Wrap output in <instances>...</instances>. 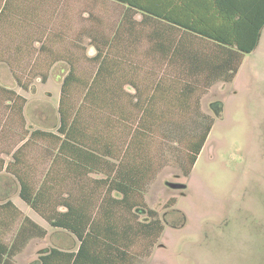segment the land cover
Returning a JSON list of instances; mask_svg holds the SVG:
<instances>
[{
	"label": "trees",
	"instance_id": "trees-1",
	"mask_svg": "<svg viewBox=\"0 0 264 264\" xmlns=\"http://www.w3.org/2000/svg\"><path fill=\"white\" fill-rule=\"evenodd\" d=\"M112 1L124 7L114 32L108 35L98 24L81 30L95 50V74L85 80L65 60L56 123L29 132L27 140L45 141L50 156L42 178L34 179L24 161L27 142L2 166L16 181L21 201L71 241L43 248L28 264H139L157 245L165 222L184 225L173 198L162 215L145 202L156 173L148 142L155 129L164 138L186 142L187 160L181 165L187 176L212 121L192 118L183 125L171 119L173 111L188 108L196 89L231 83L264 28V0ZM11 2L5 0L0 16ZM139 37H145L154 61L172 69L170 74L164 68L155 80L137 75L132 57ZM75 87L84 90L77 104ZM6 91L9 100L21 98ZM2 212L0 229L21 214L9 199L0 203ZM49 235L29 216L21 217L9 242L0 235V264H15L32 239Z\"/></svg>",
	"mask_w": 264,
	"mask_h": 264
},
{
	"label": "rangeland",
	"instance_id": "rangeland-1",
	"mask_svg": "<svg viewBox=\"0 0 264 264\" xmlns=\"http://www.w3.org/2000/svg\"><path fill=\"white\" fill-rule=\"evenodd\" d=\"M4 3L0 0V9ZM123 11L112 0H12L0 16V203L9 199L21 212L0 229V235L9 242L23 216L51 235L32 239L15 256V264H28L38 249L71 241L64 233H54L21 201L16 181L2 166L27 142L22 147L24 161L34 179L42 178L50 156L45 141L27 140L29 132L56 123L65 60L85 80L95 74L97 63L91 58L95 50L81 30L98 24L110 35ZM134 52L139 77L155 80L162 69L172 71L148 54L145 37L135 42ZM7 89L24 101L9 100ZM83 93L80 87L72 90L76 104ZM191 100L185 110L173 111L171 119L187 126L192 118L212 121L203 147L184 176L186 142L164 138L155 129L148 154L156 173L144 196L159 215L173 198L185 222L178 228L165 222L157 245L139 264H264V28L259 44L244 55L231 83L196 89ZM168 181L183 182L186 188L172 189ZM4 216L2 212L0 217Z\"/></svg>",
	"mask_w": 264,
	"mask_h": 264
},
{
	"label": "water",
	"instance_id": "water-1",
	"mask_svg": "<svg viewBox=\"0 0 264 264\" xmlns=\"http://www.w3.org/2000/svg\"><path fill=\"white\" fill-rule=\"evenodd\" d=\"M167 186H169L172 189H184L186 188V184L183 182H177V181H168L166 182Z\"/></svg>",
	"mask_w": 264,
	"mask_h": 264
},
{
	"label": "crops",
	"instance_id": "crops-1",
	"mask_svg": "<svg viewBox=\"0 0 264 264\" xmlns=\"http://www.w3.org/2000/svg\"><path fill=\"white\" fill-rule=\"evenodd\" d=\"M238 70H239V69H238ZM237 72H238V71H237ZM236 74H237V73H236ZM236 74H235V76H236ZM234 78H235V77H234ZM234 78H233V80H234ZM233 80H232V81H233ZM218 82L222 83V81H218ZM25 248H26V247H25ZM23 250H24V249H23ZM23 250H22V251H23ZM41 251H42V248H41V249H38V250L36 251V253H37L36 255L38 256V254H40ZM37 256H36V257H37ZM35 259H36V258H35ZM32 261H33V260H32ZM32 261H30V262H32Z\"/></svg>",
	"mask_w": 264,
	"mask_h": 264
}]
</instances>
